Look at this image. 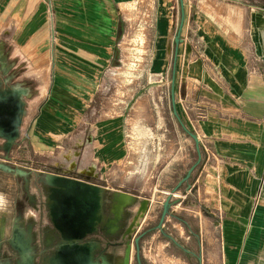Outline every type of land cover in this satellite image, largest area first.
<instances>
[{"label":"crops","instance_id":"crops-1","mask_svg":"<svg viewBox=\"0 0 264 264\" xmlns=\"http://www.w3.org/2000/svg\"><path fill=\"white\" fill-rule=\"evenodd\" d=\"M131 1L0 0V62L7 69L48 60L57 95L68 97L75 81H91L92 91L79 95L94 97ZM151 24L150 76L165 82L161 96L171 113L165 150L151 157L169 161L151 187L165 195L163 212L169 199L166 216L139 241L126 232L119 238L110 230L115 221L105 217L111 206L120 214L123 202L111 204L106 195L117 190L96 186L101 195L94 201L95 185L87 183L92 200L85 204L96 208L92 230L76 237L62 230L35 245L37 254L30 234L21 263L127 264L130 255L129 264H264V0H153ZM102 136L86 160L118 161L120 171L129 155L124 139ZM102 165L97 171L109 168ZM54 198L60 209V196ZM148 215L140 225L153 223ZM116 237L123 241L118 247L110 241ZM143 248L155 249L154 260Z\"/></svg>","mask_w":264,"mask_h":264},{"label":"rangeland","instance_id":"rangeland-1","mask_svg":"<svg viewBox=\"0 0 264 264\" xmlns=\"http://www.w3.org/2000/svg\"><path fill=\"white\" fill-rule=\"evenodd\" d=\"M152 9L153 0H132L126 6L125 32L117 38L115 56L94 97L79 95L92 91L96 82L91 81H75L68 97L57 95L54 66L48 60L32 59L31 64L7 69L0 62V264H7V260L23 264L21 245L30 234L35 236L33 252L37 254L35 245L46 238L57 239L62 230L72 237L90 232L96 208L85 204V198L90 199L85 192L87 183L95 185L97 196L101 192L96 186L117 190L106 195L111 204L123 202L120 214L111 206L105 217L115 221L110 230L119 231V238L126 232L136 234L139 241L156 226L165 195L153 193L151 187L169 161L151 157L165 150V122L171 120V113L161 96L165 82L151 79L149 71ZM95 123L99 127L93 130ZM101 136L106 141L124 139L129 155L120 162V171L118 161L86 160V153L96 150L91 148L92 141ZM102 163L109 168L102 171ZM99 168L102 170L97 171ZM85 170L92 175L85 176ZM63 180L79 185L65 190L60 183ZM55 194L60 196V209H55ZM183 212L192 214L191 210ZM147 215L153 223L140 225V216ZM56 219L63 222L64 229ZM178 227L177 223L179 231ZM99 229V225L94 226V232ZM119 238L110 240L111 244H123ZM144 250L142 254L154 260L155 249Z\"/></svg>","mask_w":264,"mask_h":264},{"label":"bare ground","instance_id":"bare-ground-1","mask_svg":"<svg viewBox=\"0 0 264 264\" xmlns=\"http://www.w3.org/2000/svg\"><path fill=\"white\" fill-rule=\"evenodd\" d=\"M23 92H25V91H23ZM61 183H62V185H63V187H64V189L65 190H71V189H73V186H75V185H79V183H75V182H73V181H70V180H63V181H61ZM81 198H83V197H81ZM94 201H96L97 200V197L95 196V194L93 193L92 194V197H91ZM93 216V215H92ZM81 249V248H80ZM80 249H77V251L79 252V253H83L84 251H81ZM129 257H130V255L128 256V258H127V264H129Z\"/></svg>","mask_w":264,"mask_h":264},{"label":"water","instance_id":"water-1","mask_svg":"<svg viewBox=\"0 0 264 264\" xmlns=\"http://www.w3.org/2000/svg\"><path fill=\"white\" fill-rule=\"evenodd\" d=\"M191 136L196 140V137L194 135L191 134ZM168 201H169V199L167 200V202L164 205V212H163V215H162V220H163V218H164V216L166 214V208H167Z\"/></svg>","mask_w":264,"mask_h":264}]
</instances>
